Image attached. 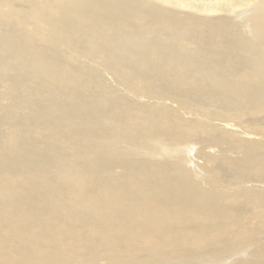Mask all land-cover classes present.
<instances>
[{"label": "bare ground", "instance_id": "bare-ground-1", "mask_svg": "<svg viewBox=\"0 0 264 264\" xmlns=\"http://www.w3.org/2000/svg\"><path fill=\"white\" fill-rule=\"evenodd\" d=\"M23 1L0 0V86L20 94L17 100L0 103V264H92L100 251L107 252V245L136 251L160 240L176 247L182 242L198 245L200 240L209 247L232 233L240 219L251 218L254 213L247 211L252 205H264L263 196L257 194L223 199L199 184L191 195L199 203L192 204L183 191L188 189L182 167L158 162L148 169L140 167L145 165L135 150L154 155L164 137L206 129L171 117L167 109L106 103L97 95H85L84 88L98 85L99 80L68 65L72 59H87L126 83L137 85L138 77L150 90L163 92L167 89L157 84V75L178 82L169 83L174 89L189 86L209 93L207 83H212L221 86L222 97L211 102L213 110L199 111L229 119L258 114L264 112V0L250 24L256 41L243 38L231 20L237 9L256 0H160L199 15L183 18L171 11L146 10L149 5L138 7L137 0ZM154 31L161 32L159 40L176 44L177 49L145 47L143 37ZM205 39L216 40L214 51L202 48ZM125 46L137 50L132 52L134 62L119 56ZM191 46V53L184 51ZM59 50L66 53L63 62L55 59ZM15 64L29 69L32 83L15 77ZM150 90H144L145 95H156ZM9 108L16 120L19 111L27 113L22 125L8 117ZM227 136L218 133L206 141H223L235 151L234 158L242 155L224 159L232 170L262 174L264 148ZM28 139L44 143L43 148L29 146ZM122 146L133 163L122 169L119 178H107L104 175L112 168L103 161ZM30 149L52 151L54 157L40 160L32 152L27 155ZM123 158L119 154V166ZM141 172H153L158 181L143 183ZM172 187L173 196H168ZM207 197L211 204L204 201ZM237 201L251 207L237 209L231 205ZM164 204L168 212L158 214L155 209L165 208ZM258 208L256 214L264 211ZM161 223L171 226L162 229ZM176 226L184 232L176 231ZM113 257L110 264H121L119 256Z\"/></svg>", "mask_w": 264, "mask_h": 264}, {"label": "rangeland", "instance_id": "rangeland-1", "mask_svg": "<svg viewBox=\"0 0 264 264\" xmlns=\"http://www.w3.org/2000/svg\"><path fill=\"white\" fill-rule=\"evenodd\" d=\"M30 1L32 0H24L23 3H28ZM36 1L41 2L44 0ZM137 1L140 2V4L137 5L138 7L144 8L146 5H149L146 10L156 9V11H171L178 14L179 16H176L178 18H183L185 16H199L197 15L198 13L192 9L179 7L172 3H162L160 0ZM210 1L214 0H199V2ZM262 3L264 4V2ZM262 3L260 0H256L251 5L237 9L236 14H232L233 18H231V20L239 28L242 37L248 41L257 40L256 36L251 31L250 24L252 22L254 13L260 9ZM219 13L224 14L223 11H220ZM12 26L15 27L16 24H12ZM160 33V31H154L153 35H150L149 38H147L145 35L143 37L144 46L150 47L156 44L161 47H167V50H176V44H172L167 41H165V43L164 41L159 40ZM201 43L203 49L214 51V48L211 46L215 45L216 40L205 39ZM191 50L192 46L190 48H186L184 51L191 53ZM132 52H137V50H133L129 46H125V50L123 51H118L119 56L131 57L132 62H134V56ZM65 57H67L65 51L59 50V54L55 59L58 62H63ZM68 65H70V67L75 70H80L81 72L86 71L92 77H95L94 79L97 78L99 80L98 85L90 88H84L86 89L85 95H97L101 102L106 103H110L111 101L115 100L134 105L137 104L154 110L167 109L171 117L188 119L192 123L201 125L206 129V132H197L194 135H183V133L179 132L174 136L164 137V141L158 142V152L154 155L146 154L141 150H135L136 157L143 165H145H140L142 168L148 169L150 167H155V162L161 163L163 165L167 163V166L171 165L174 167L179 165L182 167L183 171H185V182L183 184L186 185L188 189H183V191L186 193L188 201H192V204L199 203V199H197L198 201L194 200L196 199V196H193L194 199L191 197L192 191L195 190L194 187L197 184H199L203 189H205V191L207 190L212 195L214 193V195L221 194L220 197L223 199H233V197L238 193L257 194L263 196L264 198V172H262V174H254L251 172L239 173L232 170L225 164L224 159L229 157V160L237 159V157L242 158V155L236 154L237 157L234 158L235 151H233L231 147L226 146V143L224 145L223 141H214L209 144L206 141L212 135L225 133L228 135L227 137L235 139L238 143L245 139V141H248L249 144H252L255 147L257 145L258 147L264 148V112L258 114L251 113L241 117L240 119H229L227 118L228 116H213L212 113H205L204 110L199 111L200 109L213 110L211 102L219 100L222 97L221 86L212 83H207L210 93L209 95V93L199 91L198 89L189 86H184L180 89L171 88L169 83L178 82L172 81L169 77L157 75L154 78L157 84L160 87L167 89V91L163 92L158 88L150 90L146 82L137 81L138 77H135L136 81H134L137 82V85L126 83L114 75L102 72L99 65L94 64L87 59H72ZM14 67L15 77L18 80L26 83H32L31 76L28 73V68H26L23 64H15ZM144 75L149 76L150 74L149 72H146ZM35 85H37V83ZM43 88L46 89V86ZM134 89L135 91H133ZM143 89L150 90L156 95H145V91ZM79 90L75 91L77 95H79ZM19 96V93H10L5 87L0 86V103H5L8 99L17 100ZM100 109H102L103 112L108 113L106 107H100ZM9 110L10 115L8 117L11 118L14 123L22 125L23 119L27 113L19 111L17 114L18 119L16 120L14 118L15 111L11 110L10 108ZM31 115H34V113H31ZM23 131L26 132L24 129ZM68 137L70 136H63L65 140L73 142V140ZM260 140L262 144H257L260 143ZM28 143L29 146L40 145L41 148H43L42 145H44V143L29 139ZM235 145L236 144L232 146ZM225 151L229 152L225 153ZM31 152L40 160L54 157V154H51L52 151H46L47 153H44L43 151H33L30 149L27 152V155ZM119 154L125 158H123L124 161H122L121 166L117 164ZM210 156H213L212 161L208 160ZM8 160L11 161L12 159ZM132 163L133 159L131 156H129V151L125 146H122L119 150V153L106 155L103 164L111 167L112 169L111 172H107L104 176L110 179H113L114 177L119 178L123 173L122 169H125L127 167L126 165H132ZM211 168H214V170H211ZM141 173L142 180L144 181L143 183H145V181L152 180L158 181V177L154 175L153 172ZM171 182L172 181H170V183ZM169 195L173 196V187L172 190L168 192V196ZM180 195L183 198L182 193ZM158 198L163 200L165 203V200L161 196ZM227 199H225V201ZM208 200H211V198L207 197L204 201L208 204H211ZM165 204V208L161 207L162 209H155L158 210V214H160L164 209L166 210V213L168 212V206H165ZM226 204L230 205V202ZM231 205H234L236 208L238 207L237 209H241L243 206L242 209L248 208L249 210L251 207V204H244L241 201H237L235 204ZM262 207L264 208V205H261L260 208L252 205V210L247 211L254 213L252 215L249 213L251 218L245 217V219H240V223L232 229V233L228 234L229 236L226 235L221 237L223 242L222 239L220 243L215 244L214 242H210L211 246L209 247L206 245V243H198L200 240H197L198 242H196L198 245L182 242L183 245L181 247L168 244L163 245L162 240H160L152 244L148 249H144L145 247H143L137 249L136 251H124L123 248L117 250V246L115 244L112 247L107 245L109 248H107V252L100 251L101 255H99V257L94 260L92 264H110L109 261L114 259L113 256H119V259L123 261V264H264V211H259L256 214L257 208L259 210L262 209ZM176 208L180 209L179 207ZM169 214L170 213H168L167 217H169ZM255 214L256 216H254ZM172 223L174 222L172 221ZM170 226L171 224L168 223L160 224L162 229ZM241 228H243L242 231H240ZM175 230L178 232H184L182 228H178L177 226L175 227ZM177 251L182 252L183 254L175 253Z\"/></svg>", "mask_w": 264, "mask_h": 264}]
</instances>
